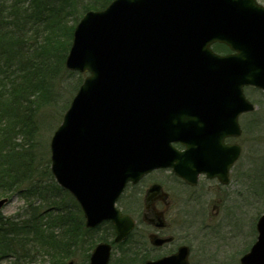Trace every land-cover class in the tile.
<instances>
[{"label": "water", "instance_id": "water-1", "mask_svg": "<svg viewBox=\"0 0 264 264\" xmlns=\"http://www.w3.org/2000/svg\"><path fill=\"white\" fill-rule=\"evenodd\" d=\"M215 43L232 53L218 54ZM66 66L89 75L51 139V170L80 202L86 225L111 220L121 242L134 228L116 207L129 181L172 167L192 185L201 173L229 182L241 147L225 139L241 135L240 115L255 109L244 87L264 90V5L113 0L81 18ZM257 232L241 264H264V213ZM111 250L99 243L90 264H109ZM189 255L182 245L146 264H190Z\"/></svg>", "mask_w": 264, "mask_h": 264}, {"label": "trees", "instance_id": "trees-1", "mask_svg": "<svg viewBox=\"0 0 264 264\" xmlns=\"http://www.w3.org/2000/svg\"><path fill=\"white\" fill-rule=\"evenodd\" d=\"M110 2L87 0L81 3V15ZM77 9L76 0H0V194L20 193L26 200L23 216L0 213V264L4 260L30 264L41 254L50 256V264H65L72 246L86 240L90 244L96 236L99 240L114 236L110 222L96 229L85 227L77 202L54 182L49 164L42 166V156L36 152L38 117L58 102L61 93L54 84L65 68L74 29V24L66 26L65 19L80 14ZM213 48L230 51L220 43ZM82 81L74 83V91ZM262 190L258 194L263 196ZM62 192L71 197L70 209L60 197ZM54 221L58 233L53 231ZM131 253L132 258H145L138 251Z\"/></svg>", "mask_w": 264, "mask_h": 264}, {"label": "rangeland", "instance_id": "rangeland-1", "mask_svg": "<svg viewBox=\"0 0 264 264\" xmlns=\"http://www.w3.org/2000/svg\"><path fill=\"white\" fill-rule=\"evenodd\" d=\"M86 1L76 0L79 12L81 3ZM258 2L264 5V0ZM77 14L78 12L66 17V26L76 24L74 20L78 21L82 12ZM86 75V72L70 70L66 65L58 75L56 80L58 85L56 82L54 84L61 92L57 96L58 102L45 107L36 122V152L42 156V166H45V163L51 166V138L62 123L63 116L76 93L73 90L76 86L74 83L84 79ZM245 93L256 105V109L240 117L242 134L233 138V141L241 146L242 151L231 170L230 182L224 185L215 179H200L195 188H190L189 192L183 191L181 196L183 200L180 197L179 208L174 210L177 215L172 217L174 225L169 233L176 236V242L166 245L163 251L176 248L179 244H187L191 247L192 264H240L242 255L250 249L257 238L256 222L264 213V195L258 194L264 189V91L249 86L246 87ZM52 178L58 185L53 175ZM257 178H261L262 182L254 180ZM130 193L129 188L120 197L118 205L125 212L132 213L134 208L127 203ZM62 196L67 209H70L73 206L71 197L66 192H62L60 197ZM1 197L9 198L2 212L4 216H23L26 200L22 194L14 193L11 196L0 194ZM77 205L79 206L78 202ZM50 211L51 209L47 212ZM48 215L51 216V213ZM51 225L53 231L58 233L60 229L57 223L54 221ZM141 229L140 227L139 230ZM99 232L100 230L95 231L94 235ZM63 235H67L66 232ZM137 235L140 234L135 232L127 241L114 247L110 263L115 264L114 262L118 261V264H143L142 257L132 258L129 250L131 248L129 243ZM146 238H149L148 232ZM111 239L110 237L108 241ZM99 241L96 236L90 244L86 240L72 246L65 264L70 260H73V264H88L87 258ZM149 256L150 254L147 258H150ZM60 258H63V255ZM49 261L50 256L41 254L30 264H50ZM9 262L4 260L3 264Z\"/></svg>", "mask_w": 264, "mask_h": 264}, {"label": "flooded vegetation", "instance_id": "flooded-vegetation-1", "mask_svg": "<svg viewBox=\"0 0 264 264\" xmlns=\"http://www.w3.org/2000/svg\"><path fill=\"white\" fill-rule=\"evenodd\" d=\"M226 141L231 142L230 139ZM176 147L179 149L184 148L181 144H176ZM200 179L208 178L202 174ZM196 186L188 184L177 176L172 169L164 168L151 171L136 184H128L126 191L130 188L131 193L128 196L127 203L134 208V211L127 213L136 221L133 233L139 230L140 227L142 228V234L133 238L132 247L142 254H151V259H157L176 251L180 244L176 248L166 252L163 251L166 245L176 242V236L169 233V230L174 225L172 217L177 215L174 210L179 208L178 204L183 191L189 192L190 188H195ZM147 232L149 238H146ZM157 237H172V240L158 246L154 243Z\"/></svg>", "mask_w": 264, "mask_h": 264}, {"label": "bare ground", "instance_id": "bare-ground-1", "mask_svg": "<svg viewBox=\"0 0 264 264\" xmlns=\"http://www.w3.org/2000/svg\"><path fill=\"white\" fill-rule=\"evenodd\" d=\"M113 0H111V2H112ZM111 2L108 4V5H106L104 8H102V9H105L106 7H108L110 4H111ZM76 26H77V24H74V29H73V31L75 30V28H76ZM70 49H71V47H69V50H68V53H67V55H66V58H65V61H66V59H67V57H68V55H69V53H70ZM88 75H89V73H88ZM254 111V110H253ZM128 186V185H127ZM127 186H125V188H124V190H123V192L120 194V197L123 195V193H125V191H126V187ZM120 197H119V199H120ZM181 199L183 200V197H181ZM131 218H132V220L135 222V219L130 215V214H128ZM107 222H110L111 224H114L111 220H108ZM136 233H138V234H142V230H137L136 231ZM168 237H165L164 239H167ZM182 245H184V244H180V246H182Z\"/></svg>", "mask_w": 264, "mask_h": 264}]
</instances>
